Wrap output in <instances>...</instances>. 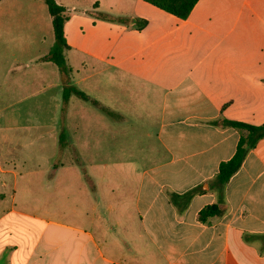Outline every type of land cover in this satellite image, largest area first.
Here are the masks:
<instances>
[{"label":"crops","instance_id":"crops-1","mask_svg":"<svg viewBox=\"0 0 264 264\" xmlns=\"http://www.w3.org/2000/svg\"><path fill=\"white\" fill-rule=\"evenodd\" d=\"M56 1L69 15L70 83L101 107L71 96L62 116L61 103L48 147L74 156L71 140H84L102 159L92 177L74 158L78 184L56 163L47 179L60 190L59 212L19 213L27 242L13 237L20 219H0V264H264V138L226 184L222 214L198 217L218 202L219 166L248 134L219 122L264 124V0H199L186 19L144 0H88L81 10ZM59 90L63 102L62 81ZM102 140H126L125 159L105 160Z\"/></svg>","mask_w":264,"mask_h":264},{"label":"rangeland","instance_id":"rangeland-1","mask_svg":"<svg viewBox=\"0 0 264 264\" xmlns=\"http://www.w3.org/2000/svg\"><path fill=\"white\" fill-rule=\"evenodd\" d=\"M87 1H76L78 9H83ZM53 45L51 15L45 0L0 1V169L10 171L8 174L0 171V219L3 224L13 218L20 219V222L16 220L18 224L14 229L18 232L13 237L24 242L30 237L29 219L19 213L46 215L57 212L58 209L53 208L61 203L60 197L56 198L60 190L54 193L47 179L55 164L63 163L70 184L79 182L74 175H80V171L73 154L66 150L52 155L48 147V126L55 116L59 117L62 103L61 81L58 66L41 62L40 58ZM74 60L75 56H70L68 65L77 78ZM125 142L102 140L105 160L125 159ZM71 143L76 144L90 175H97L95 166L102 156L94 158V147L88 141L71 140ZM41 144L47 150H43ZM60 175L62 178V173ZM13 209L16 213L11 212Z\"/></svg>","mask_w":264,"mask_h":264},{"label":"trees","instance_id":"trees-1","mask_svg":"<svg viewBox=\"0 0 264 264\" xmlns=\"http://www.w3.org/2000/svg\"><path fill=\"white\" fill-rule=\"evenodd\" d=\"M155 7L175 15L181 19H186L197 2L199 0H144ZM49 14L52 17V28L54 35V45L51 47L50 51L41 58V61L52 62L58 66L61 81L63 83V102H62V116H64L69 98L71 96H76L83 101L90 102L96 107H101L100 103L94 98L90 97L88 94L77 88L75 85L70 83V72L65 59V50L69 48L66 38H65V24L69 20V15L64 6L57 3L56 0H45ZM91 15L98 19L118 22L124 25L130 26H144L146 21L139 20L137 18H131L127 16H113L108 13L93 11ZM219 123L226 126H231L238 129H245L248 134L239 139L235 154L227 161H224L219 166L218 175L212 184V188L218 192V202L212 205L204 207L199 212V219L201 221H206L208 218L220 215L223 212L221 204L224 203V188L231 177L237 173L241 168L248 152L252 150L257 143L264 138V124L256 126L244 122L231 121L227 119H222ZM66 140L63 136V132L60 134L59 147L62 151L66 147ZM74 158L77 164L80 166L83 173L86 174V167L77 153H74ZM58 163V162H57ZM56 165V164H55ZM57 167V166H55ZM86 179L90 185L92 181L88 175ZM200 189L195 188L184 195V198L190 200L195 194L199 193Z\"/></svg>","mask_w":264,"mask_h":264}]
</instances>
